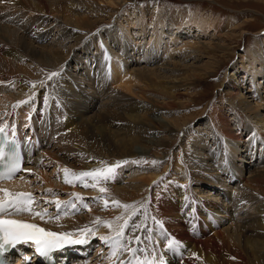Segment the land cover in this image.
<instances>
[{"label":"bare ground","instance_id":"6f19581e","mask_svg":"<svg viewBox=\"0 0 264 264\" xmlns=\"http://www.w3.org/2000/svg\"><path fill=\"white\" fill-rule=\"evenodd\" d=\"M125 1L0 0V128L21 141L25 138L23 151L29 159L19 178L0 182V189L27 193L31 175L53 189L55 179L42 172L47 164L55 168L51 175L59 173L56 183L66 195L55 198L62 204L57 212L56 207L49 213L30 205L33 212L46 213L43 219L27 211L5 216L68 234L60 242L61 248L77 253L72 259L84 256L90 240L93 246L98 238L110 248L104 264H136L137 259L153 256L159 264L161 255L165 264H264V92L257 84L264 70V38L251 57L234 64L229 76L237 84L222 94L224 101L218 106L213 102L201 116L187 115L183 101L195 92L196 71L203 68L194 69L193 64L222 46L200 40L179 44V30L191 23L188 11L164 13L161 0H146V7L117 17V27L94 31ZM167 21L176 26L169 39ZM228 24V30L220 26L226 39L241 28L232 19ZM196 26L205 35L213 31L205 22ZM147 31L154 40L140 46L137 40ZM189 33L195 38L196 33ZM147 45L144 65L137 52ZM189 60L192 63L186 64ZM61 66V76L48 80ZM186 71L189 76L183 77ZM242 74L251 77L255 87L244 91L238 86ZM226 108L237 119L226 118ZM117 161L128 163L96 188L64 182L65 168L79 173ZM125 170L128 174L122 177ZM99 187L107 191L101 193ZM53 195H44V202ZM113 201L130 207H116ZM153 217L163 221V228ZM200 219L207 222L205 227ZM125 221L124 236L117 243ZM134 236L140 237L139 243ZM102 237L110 239L105 242ZM168 239L183 247L168 250ZM125 245L136 249L135 255L125 251ZM18 262L21 257L13 263Z\"/></svg>","mask_w":264,"mask_h":264},{"label":"rangeland","instance_id":"374dc122","mask_svg":"<svg viewBox=\"0 0 264 264\" xmlns=\"http://www.w3.org/2000/svg\"><path fill=\"white\" fill-rule=\"evenodd\" d=\"M146 3H147L146 0H141L139 2L138 1L135 2V0L133 1L126 0L121 4H117L116 11L115 13H113L114 16L110 19L105 20V22L102 23L100 26H98L94 31H99L100 29L104 30L108 27H112V28L114 26L117 27L118 26L116 25L117 17L118 19L122 17L125 18L129 13L133 12L135 9L140 10L144 6L146 7L147 6ZM160 9H162V12L167 14H171L173 11H174L173 13H176L180 9H186V11H188L187 20L190 21L191 23L186 28H184V30H179V33L177 34L178 40L180 41V42L178 41L179 44L185 43V41H189V40L192 41L200 40L202 43L205 42L204 43L205 45L213 44L216 47L222 46L220 47V49L218 48L217 51H209V52L207 51V53L204 54V57L206 56L207 57L203 58L202 62H199L196 65L193 64L194 69H199V67H203L204 69L202 68V70L196 71V79L193 81L195 82L194 83L195 92H193V94L189 96L186 101H183V104L187 105L186 108L187 110H189V112L186 110L185 114L187 115L188 113L190 115L193 114L195 117L197 115L201 116L203 110L205 108L209 109L210 104H212L213 102L216 101L215 106H218V102L224 101L222 94H224L226 91L230 92L231 86L237 84V83H232L231 81L232 78L231 76H229V73H231L232 72L231 70L234 68V64H239L241 61H245L249 57H251L252 49L257 45V43L262 38H264V35H261L264 34V0H161ZM131 19L134 18L131 17ZM231 19L237 22L238 25L241 26L240 33L234 34L232 37L226 39L225 37H223L224 32L221 31L220 26H224L223 30H228L227 28V26L229 25L228 21H230ZM203 22H205V25L207 26L208 25L213 26V28L211 29V31L212 30L213 31L211 33L205 35L204 33L198 32L196 30L197 23L201 24ZM121 23L124 24L125 27L127 26V23L124 20H122ZM131 23L132 22H128L129 25ZM167 26L169 30H167L166 32L167 34L166 38L169 39L170 38L169 31L175 29L176 26H173L168 21H167ZM189 31H191V33L194 34L196 33L195 38L192 37V34H190ZM241 33L244 34L243 38L240 37ZM120 34L121 32L117 28V39L120 37ZM133 36L134 38H138L136 34H133ZM143 38L144 37L142 36L137 40L138 42L141 41L140 46L144 45V43L152 44L154 40V37L152 36L151 33H148V31L146 37L144 39ZM104 43L110 45V40L106 39L104 40ZM143 47H141L138 50L137 59L140 58L143 61L142 64L147 65L146 59L149 57V51H148L149 47L148 45L145 46L144 48ZM168 48L169 50H171L173 49V46L169 44ZM164 49H166V46ZM71 53L76 55L74 50ZM209 59L211 61H209ZM189 63H192L191 60L187 61L186 64ZM247 64L248 63H246V65ZM195 66L198 68H196ZM242 70L244 69H241L240 72H242ZM186 73H188V71L183 72L182 76L183 75H184L183 77L189 76ZM259 75L260 77L258 78L257 84L258 86L263 87L264 70ZM227 76L229 77L227 78ZM244 76L245 78L247 77L246 74H242V76L239 78L238 86L242 88L244 87L243 88L244 91H247L249 87L251 88L255 87V85L251 83L252 80L251 77L250 78L247 77L246 82H241L242 81L241 78ZM262 87H260V93L264 92ZM190 102H192V105L190 104ZM224 116L232 120L237 119V117H235V113L231 109H227V108L224 109ZM204 119L205 116H202L201 120ZM231 124L233 126V129H235L236 125L234 124V122H232ZM237 128L239 130V127ZM237 133H238L237 137L240 136V132L238 131ZM152 136H155V134H153ZM45 166H48V168H46L47 170L44 168L42 172L46 171V175H49L51 179H55L53 189L50 188L49 185L45 184L39 178V176L31 175L27 182L28 187H30L31 190L28 191L27 193L33 192L32 194L31 193L30 194L34 198V201L32 202L33 204L32 206H35V210H43L44 212H46V209H48L47 212H49L55 210L54 208L56 207L55 198L61 197L63 199L66 195L63 193L64 191L61 190V187H59V185L57 186L56 183L57 179L60 177L59 173H56V176H54L53 174L51 175V172L55 170L54 166H49L47 164ZM127 174H128V170H125L121 175L122 177L123 176L125 177V175ZM207 178L208 181H206V184L210 181L209 180L210 176H208ZM200 188H203L202 190H206V191L208 189L207 186L201 187V185ZM50 189L51 191H48ZM41 192L43 193V196H40V194H42ZM52 192L54 193V195L50 196L47 199L48 203L44 202L46 199L44 195L48 196ZM213 200L214 199L210 197L209 202L213 203ZM58 210L59 209L55 210L54 212H57ZM82 211H85V209H82ZM200 221H201V227H205V223L207 222H205L203 219H200ZM106 246L107 245H105L104 242L96 238V241L94 240V245L92 246L91 257L89 259L77 258V260L76 261L74 260L72 264H89L91 262H93L92 264H95L98 261L100 264H104L105 260L103 258L110 252V248H107ZM98 251L100 253H97Z\"/></svg>","mask_w":264,"mask_h":264},{"label":"snow or ice","instance_id":"6c2138e0","mask_svg":"<svg viewBox=\"0 0 264 264\" xmlns=\"http://www.w3.org/2000/svg\"><path fill=\"white\" fill-rule=\"evenodd\" d=\"M63 72V66L59 71H52L48 75V80H53L54 78H58L61 76ZM43 83V82H41ZM35 87V84L33 85ZM30 99H35V97H31ZM29 101H24L22 103H28ZM45 104H47V97L44 100ZM3 132V129L0 128V133ZM11 151V150H10ZM5 155L3 148H0V157ZM101 163H105L101 161ZM128 161H117L114 165L106 166L103 168H95L88 171H81L79 173L73 172L68 168L63 169L65 176L64 182L68 184H73L75 181H79L82 187H93L96 188L101 183H107L109 180L115 178L116 169L119 168L122 164H126ZM153 163H156L153 161ZM162 163V162H161ZM18 169L16 165H13L10 172L7 176L3 178L10 179L12 178V173L16 172ZM71 176V178H70ZM93 181L91 184L87 182V179ZM154 185L158 184V181L153 182ZM51 191V190H48ZM107 189L105 187H99V192L104 193ZM0 192L3 193V199H0V264H6L4 260V254L8 248H14L18 243H31L35 246L34 250L40 256H48V254L54 251L57 247H60V239L62 237H66L68 234L66 233H55L49 230H46L40 227L37 224L29 223L21 220L5 218V214L12 215L13 213L20 212H33L30 205L33 202V197L30 193H11L7 189H0ZM77 199H82L77 196ZM57 209L62 207L60 201H55ZM116 207H123L128 209L130 206L127 204L121 205L119 201L112 202ZM108 201H105V206H107ZM73 208L76 205L73 203L71 205ZM86 206V205H85ZM34 216H40L43 219V216L46 213L33 212ZM153 220L163 228V221L157 220L153 217ZM97 222H99V218H97ZM111 226L110 224L108 225ZM127 226V221H125V225L121 227L120 231L117 233V243H119V238L124 236V228ZM162 235L167 238L166 233H162ZM105 242H108L110 238L102 237ZM134 240L137 243L140 242L139 236H134ZM168 250L176 251L180 247H183L182 242L177 241L175 239L167 240ZM125 251L133 252L135 255L136 249H129L126 245L124 246ZM115 254V250L114 253ZM22 259L25 261V264H31V258L28 256H23ZM234 259V258H233ZM123 264V261L121 262ZM128 264H132L131 261ZM136 264H157V257L153 256L151 259H137ZM159 264H165L164 257L161 255L159 257Z\"/></svg>","mask_w":264,"mask_h":264}]
</instances>
